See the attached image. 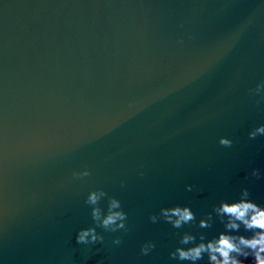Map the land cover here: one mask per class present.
Segmentation results:
<instances>
[{
    "label": "water",
    "instance_id": "water-1",
    "mask_svg": "<svg viewBox=\"0 0 264 264\" xmlns=\"http://www.w3.org/2000/svg\"><path fill=\"white\" fill-rule=\"evenodd\" d=\"M262 81L264 0H0V264H191L169 253L225 231L214 205L264 207ZM96 189L127 231L78 244ZM176 204L196 222L150 221Z\"/></svg>",
    "mask_w": 264,
    "mask_h": 264
},
{
    "label": "clouds",
    "instance_id": "clouds-1",
    "mask_svg": "<svg viewBox=\"0 0 264 264\" xmlns=\"http://www.w3.org/2000/svg\"><path fill=\"white\" fill-rule=\"evenodd\" d=\"M250 91L253 94L264 93V81L257 84L255 89ZM248 135L250 139H255L258 135H264V124L253 128ZM219 143L222 146L230 147L232 140L222 136ZM90 174V170L84 168L83 171H74L73 177L83 178ZM140 174L143 175V172ZM251 175L259 178L261 175L260 170L252 169ZM187 189L191 191L192 186L188 185ZM249 195L248 189L244 188L239 199L231 202L221 200L219 204L214 205L213 212L224 224L225 231L219 232L218 235L210 239H206L205 233L200 232L198 242L196 235L185 231L179 234V244L169 253L170 258L196 264L206 255L208 264H246L247 258L252 257L250 264H264V207L248 199ZM105 197L108 198L106 212L102 210L99 204L101 199ZM85 203L91 206V216L96 226L79 229L75 237L78 244L94 245L103 242L104 236L97 232L96 227L108 232L127 231V213L123 210L119 199L108 196L103 189H96L89 192ZM161 218L176 229H181L186 224L196 222V214L191 207L180 204L162 207L159 214L153 213L149 216L150 221L153 223ZM212 222L213 215L210 212L199 219L198 227H211ZM241 225H243L246 232L252 234L250 236L238 234ZM121 242L119 236L112 241L115 245H119ZM184 245L190 246L184 247ZM155 247L154 241H146L141 246V254L148 255Z\"/></svg>",
    "mask_w": 264,
    "mask_h": 264
}]
</instances>
